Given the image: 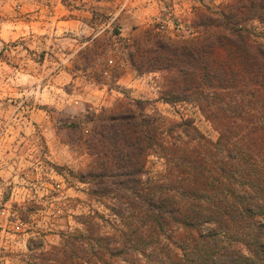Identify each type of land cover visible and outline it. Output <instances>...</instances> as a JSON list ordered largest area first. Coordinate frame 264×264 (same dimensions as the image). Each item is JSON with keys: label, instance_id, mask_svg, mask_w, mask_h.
<instances>
[{"label": "trees", "instance_id": "trees-1", "mask_svg": "<svg viewBox=\"0 0 264 264\" xmlns=\"http://www.w3.org/2000/svg\"><path fill=\"white\" fill-rule=\"evenodd\" d=\"M194 15L188 36L150 32L129 61L161 74V100L197 107L218 140L140 102L103 110L84 183L104 212L50 248L32 240L25 264H264V0ZM153 157L165 170L151 176Z\"/></svg>", "mask_w": 264, "mask_h": 264}, {"label": "rangeland", "instance_id": "rangeland-1", "mask_svg": "<svg viewBox=\"0 0 264 264\" xmlns=\"http://www.w3.org/2000/svg\"><path fill=\"white\" fill-rule=\"evenodd\" d=\"M230 0H0V264H25L32 240L46 249L78 217L104 212L85 176L98 116L119 104L219 134L190 104L161 100L162 75L138 73L129 56L150 32H192L198 8ZM153 176L164 162L150 158Z\"/></svg>", "mask_w": 264, "mask_h": 264}]
</instances>
